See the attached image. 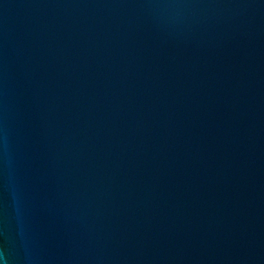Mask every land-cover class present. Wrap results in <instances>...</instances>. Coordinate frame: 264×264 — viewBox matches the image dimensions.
<instances>
[{
	"label": "water",
	"instance_id": "obj_1",
	"mask_svg": "<svg viewBox=\"0 0 264 264\" xmlns=\"http://www.w3.org/2000/svg\"><path fill=\"white\" fill-rule=\"evenodd\" d=\"M0 264H264V0H0Z\"/></svg>",
	"mask_w": 264,
	"mask_h": 264
}]
</instances>
